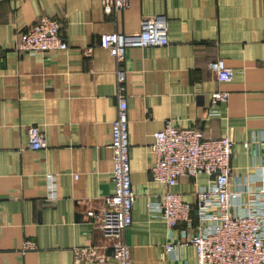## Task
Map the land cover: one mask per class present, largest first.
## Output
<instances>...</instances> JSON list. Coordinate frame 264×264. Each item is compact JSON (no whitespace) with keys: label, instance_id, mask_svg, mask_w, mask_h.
<instances>
[{"label":"crops","instance_id":"crops-1","mask_svg":"<svg viewBox=\"0 0 264 264\" xmlns=\"http://www.w3.org/2000/svg\"><path fill=\"white\" fill-rule=\"evenodd\" d=\"M158 14L167 20L168 45L128 47L124 60L135 200L123 237L131 264L196 263L192 244L165 250L191 226L181 221L169 230L147 208L165 191L150 175V144L167 118L233 139L229 186L243 205L232 213L257 210L253 191L264 184V0H129L111 14L101 0H0V264H96L75 262V249L85 246L117 264L108 256L111 239L86 215L114 191L116 62L99 40L133 34L143 18ZM41 15L60 21L68 47L16 51L15 37ZM217 58L234 69L229 82L208 68ZM213 90L228 91V100L211 105ZM30 125L44 132L43 149L28 147ZM210 181L204 173L182 175L172 191L194 206L197 188ZM25 239L36 249L22 253Z\"/></svg>","mask_w":264,"mask_h":264},{"label":"built area","instance_id":"built-area-1","mask_svg":"<svg viewBox=\"0 0 264 264\" xmlns=\"http://www.w3.org/2000/svg\"><path fill=\"white\" fill-rule=\"evenodd\" d=\"M101 2L104 12L111 14L124 10L129 0ZM60 30L61 23L57 18L41 15L15 37L13 48L18 52L34 53L66 49L68 45ZM168 43L167 20L163 14L143 18L140 29L133 34L106 33L99 40V45L105 47L116 62L117 108L111 121L109 144L114 191L101 199L98 208L87 209L86 215L104 236L111 239L108 256L117 264H131L130 247L123 233L132 224L135 200L130 177L125 51L131 46L144 48ZM208 68L219 82H229L233 78L234 69L221 58L209 62ZM228 97L226 90H213L210 104L226 102ZM27 136L30 149L40 150L46 146L44 132L39 126H28ZM243 146L248 148L249 142H244ZM233 147L234 141L228 136L207 137L197 127L180 128L172 117L165 119L163 126L153 132L150 150L155 161L150 167V175L164 185L165 191L149 200L147 208L150 212H159L169 230L181 221L191 226L190 232L168 242L166 251L173 252L192 244L196 250L195 264H264V184L253 191L259 202L257 210L232 213V208L243 205L241 192L229 186ZM200 173L206 174L211 181L197 188L192 206L173 192L172 187L179 176L195 177ZM94 248H76L75 262L95 260L96 264H105L106 255L97 254ZM35 249V241L25 239L20 251Z\"/></svg>","mask_w":264,"mask_h":264}]
</instances>
